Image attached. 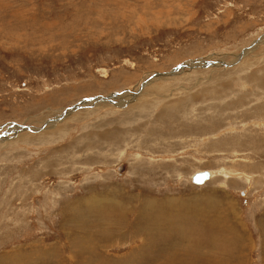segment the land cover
<instances>
[{
	"label": "rangeland",
	"instance_id": "1",
	"mask_svg": "<svg viewBox=\"0 0 264 264\" xmlns=\"http://www.w3.org/2000/svg\"><path fill=\"white\" fill-rule=\"evenodd\" d=\"M263 78L264 0H0V264H264Z\"/></svg>",
	"mask_w": 264,
	"mask_h": 264
},
{
	"label": "water",
	"instance_id": "2",
	"mask_svg": "<svg viewBox=\"0 0 264 264\" xmlns=\"http://www.w3.org/2000/svg\"><path fill=\"white\" fill-rule=\"evenodd\" d=\"M181 67H179V68H181ZM209 180H210V173H209V171H204V172L196 173L194 175V177H193L192 182L195 185H203V184H205Z\"/></svg>",
	"mask_w": 264,
	"mask_h": 264
},
{
	"label": "bare ground",
	"instance_id": "3",
	"mask_svg": "<svg viewBox=\"0 0 264 264\" xmlns=\"http://www.w3.org/2000/svg\"><path fill=\"white\" fill-rule=\"evenodd\" d=\"M168 12H169V11H168ZM156 78H157V77H156ZM159 79H160V78H159ZM160 81H161V80H160ZM261 81H262L261 83H263L262 85L264 86V78L261 79ZM156 82H157V81H156ZM134 95H136V94H134ZM142 95H143V93H142V94H139L138 97H135V99H139V100H140V98H141ZM144 95H145V94H144ZM127 98H129V99H128V100H129L128 103L134 101V99L131 98V95L128 96ZM127 98H126V99H127ZM206 98H207V97H206ZM139 104H140V103H139ZM100 106H101V105H100ZM123 106H124V104H123ZM255 111H256V110H255ZM200 172H204V171H200ZM200 172H197V173H200ZM209 173H210V172H209ZM195 174H196V173H195ZM195 174H194V175H195ZM194 175H193V177H194ZM215 175H216V174H215ZM213 176H214V173H212V174L210 173V180L213 178ZM193 177H192L191 180H193ZM210 180H209V181H210ZM207 182H208V181H207ZM207 182H206V183H207ZM206 183H205V184H206ZM203 185H204V184H203ZM203 185H199V186H203ZM87 203H88V205L90 206V201H89V200H88Z\"/></svg>",
	"mask_w": 264,
	"mask_h": 264
},
{
	"label": "crops",
	"instance_id": "4",
	"mask_svg": "<svg viewBox=\"0 0 264 264\" xmlns=\"http://www.w3.org/2000/svg\"><path fill=\"white\" fill-rule=\"evenodd\" d=\"M222 174V173H221Z\"/></svg>",
	"mask_w": 264,
	"mask_h": 264
}]
</instances>
